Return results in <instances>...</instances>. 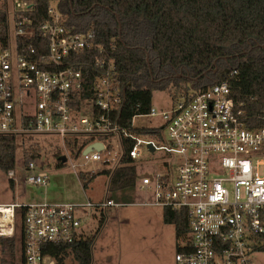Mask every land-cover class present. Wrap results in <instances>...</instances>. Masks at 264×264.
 <instances>
[{"label": "built area", "instance_id": "obj_1", "mask_svg": "<svg viewBox=\"0 0 264 264\" xmlns=\"http://www.w3.org/2000/svg\"><path fill=\"white\" fill-rule=\"evenodd\" d=\"M31 8L25 0H0V135L57 137L70 159L111 170L122 165L123 140L133 141L129 157L135 166L139 147L145 146L163 171L140 177L138 189L153 191V201L143 204L182 209L189 217L177 264H264V125H250L229 82L177 98L168 111L151 107L144 115L161 118L162 125L150 127L162 128L161 140L136 134L114 120L122 87L114 59L95 34L74 31L54 7L51 19L35 28L25 14ZM85 51H97L91 83L71 61ZM86 86L90 96H82ZM75 136H94L92 143L102 147L84 153L85 147L75 158L67 144ZM37 158L25 164L26 181L46 186L48 173L36 170ZM8 176L17 182L13 170ZM112 205L109 198L99 205L89 200L0 204V236L13 235L21 210V264H56L45 247L80 239L79 210Z\"/></svg>", "mask_w": 264, "mask_h": 264}, {"label": "trees", "instance_id": "obj_2", "mask_svg": "<svg viewBox=\"0 0 264 264\" xmlns=\"http://www.w3.org/2000/svg\"><path fill=\"white\" fill-rule=\"evenodd\" d=\"M25 1L32 4L25 14L35 28L51 19L49 9L54 7L74 31H92L96 43L106 48L115 61L122 87L123 101L114 114L121 128L161 140L162 128L132 127L134 117L149 113L153 88L169 90L175 100L179 95L189 96L224 80L229 82L231 96L245 112L250 125H264V48L261 47L264 45V0ZM96 53L85 51L71 60L76 68L83 70L90 83L98 71L94 66ZM215 65L219 69L217 73H213ZM179 71L187 82L190 81L187 75L199 79L194 90L186 86L178 94L167 88V83H173L176 89L180 86L174 77ZM233 71L236 73L231 75ZM84 89L82 96H90L91 88ZM17 139L0 135V170L4 173L15 167ZM95 140L94 136H75L67 138V144L78 158L81 150ZM132 146L133 141L123 140L122 165L114 170L80 172L84 186L99 174L109 176L108 194L135 186L137 166L131 164L129 157ZM40 153L38 146L26 149L25 164ZM57 166L62 167L64 163L58 162ZM163 221L174 225L177 239L187 238L190 225L185 210L165 207ZM96 234L81 236L69 244L47 245L45 252L55 257L56 264H64L69 253L79 264H92ZM15 242L14 236H0L4 253L0 264H15Z\"/></svg>", "mask_w": 264, "mask_h": 264}, {"label": "rangeland", "instance_id": "obj_3", "mask_svg": "<svg viewBox=\"0 0 264 264\" xmlns=\"http://www.w3.org/2000/svg\"><path fill=\"white\" fill-rule=\"evenodd\" d=\"M217 65L213 73L218 71ZM179 80V87H173V83H167V88L176 91L178 94L184 92V87L191 86L187 82L186 76L181 72L174 75ZM157 80V79H156ZM176 98H182L179 95ZM173 96L169 90L153 88L152 107L158 112L168 111L173 108ZM163 121L157 116H137L132 120L135 128H150L160 126ZM16 164L13 171L16 174L17 182L11 180L8 172L0 170V204L18 202L21 204L40 202H69L84 204L88 200L99 205L106 198L113 201L114 205L104 207H88L79 210V216L83 220L82 238L91 237L97 233L101 221L108 224L103 233L97 235L95 254L99 255L104 248L114 254L113 264H177L175 256L177 248L184 244L185 240L177 239L174 225L166 224L163 221V207L155 205H144L143 203L153 201V191H140L138 183L140 177L145 173L156 175L162 172L161 161L154 160L145 146L139 147L141 158L137 165V181L135 186L108 194L107 184L109 176L99 174L95 179L84 186L77 173L98 172L104 166L99 162H86L84 158L70 159L66 150L61 145L57 137L37 135L23 136L17 139ZM31 146L40 147L41 156L35 160L37 171L48 173V184L37 186L26 181L30 174L26 170L25 150ZM64 160V166L58 167V159ZM76 164V168L72 167ZM22 211H17L15 220V264L22 261ZM8 237V236H6ZM95 240V241H96ZM97 251V252H96ZM3 246L0 245V260L3 258ZM64 264H79L72 253L65 258Z\"/></svg>", "mask_w": 264, "mask_h": 264}, {"label": "crops", "instance_id": "obj_4", "mask_svg": "<svg viewBox=\"0 0 264 264\" xmlns=\"http://www.w3.org/2000/svg\"><path fill=\"white\" fill-rule=\"evenodd\" d=\"M54 203H59V202H54ZM107 225L108 224H106V221H101V225L98 228L96 235L103 233ZM82 233H83V235H85V232L83 229H82ZM95 242L97 243V240ZM96 243H94V247H93V262H92V264H113L114 263V257H115L114 254H111L109 251H105L104 248H101L102 251L99 253V255L95 254ZM135 263L139 264V261L135 262Z\"/></svg>", "mask_w": 264, "mask_h": 264}, {"label": "water", "instance_id": "obj_5", "mask_svg": "<svg viewBox=\"0 0 264 264\" xmlns=\"http://www.w3.org/2000/svg\"><path fill=\"white\" fill-rule=\"evenodd\" d=\"M261 47L264 48V45H262ZM214 64H216V61L214 62ZM204 75L207 74V72L203 73ZM187 78L191 79L190 75H187ZM195 82L198 81V78H194L193 79ZM190 90H194L195 89V86L192 84L190 87H189ZM102 147V143H98V142H95V143H92L90 145H88L85 150H84V153H88L90 151H92L93 149L95 150H100ZM149 147L151 148L152 151H154V148L152 147V145H149Z\"/></svg>", "mask_w": 264, "mask_h": 264}, {"label": "flooded vegetation", "instance_id": "obj_6", "mask_svg": "<svg viewBox=\"0 0 264 264\" xmlns=\"http://www.w3.org/2000/svg\"><path fill=\"white\" fill-rule=\"evenodd\" d=\"M188 79H189V78H188ZM193 79H194V78L191 77V79H189V80H190V82L195 86V81H194ZM198 81H199V79H198ZM198 81H196V82H198ZM192 84H191V85H192Z\"/></svg>", "mask_w": 264, "mask_h": 264}]
</instances>
